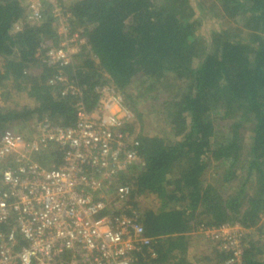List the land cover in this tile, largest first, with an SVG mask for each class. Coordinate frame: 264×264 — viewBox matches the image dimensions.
<instances>
[{
	"label": "trees",
	"instance_id": "obj_1",
	"mask_svg": "<svg viewBox=\"0 0 264 264\" xmlns=\"http://www.w3.org/2000/svg\"><path fill=\"white\" fill-rule=\"evenodd\" d=\"M69 10L88 44L65 72L80 98L57 94L55 71L39 59L55 39L50 14L26 24L19 0H0V95L20 98L0 107V137L43 120L73 127L77 103L94 108L108 83L132 115L123 131L144 163L118 181L156 252L139 264H199L189 251L198 227L233 223L259 237L241 264H264V0H73ZM49 149L35 159L58 167ZM149 196L156 206H141Z\"/></svg>",
	"mask_w": 264,
	"mask_h": 264
},
{
	"label": "built area",
	"instance_id": "obj_2",
	"mask_svg": "<svg viewBox=\"0 0 264 264\" xmlns=\"http://www.w3.org/2000/svg\"><path fill=\"white\" fill-rule=\"evenodd\" d=\"M19 2L26 24H41L46 13L53 19L55 39L39 57L55 71L49 85L62 96L82 97V88L65 75L88 47L73 27L72 0ZM98 93L90 110L77 103L73 127L43 120L30 133L6 130L0 137V264H139L142 255L156 258L128 187L118 183L120 175L144 165L135 136L123 131L132 115L114 86L107 83ZM51 147L62 163L48 168L35 158ZM196 233L228 256L225 264H241L248 237L257 231L233 223L199 226Z\"/></svg>",
	"mask_w": 264,
	"mask_h": 264
},
{
	"label": "rangeland",
	"instance_id": "obj_3",
	"mask_svg": "<svg viewBox=\"0 0 264 264\" xmlns=\"http://www.w3.org/2000/svg\"><path fill=\"white\" fill-rule=\"evenodd\" d=\"M73 1V0H72ZM221 25V21L218 20L216 17L215 19H213V23H208L206 25H204L203 27H207L206 31L204 32V36L207 38L209 36V31L210 29L212 28H218L220 27ZM53 43L51 40L47 41L46 44H51ZM16 91L15 90H11V94L13 95H17L15 94ZM20 98L18 96H13L12 98L10 99H7L6 96H2L0 95V107H8V106H13V103L15 101H19ZM149 121H151V119H149ZM149 121L147 122V124L149 123ZM146 124V125H147ZM152 129L151 126H145V131H150ZM51 166H54V164H51ZM141 206H146V205H150V206H156L155 205V202H154V198L152 196H149V197H146L145 199H141ZM200 236L202 237L203 239V243L205 244L206 248H208L209 250H213L214 249V244L212 241H210L209 239H206L203 235L200 234ZM253 239V240H258L259 237L257 235V233H254V234H251L249 237H248V242L250 241V239ZM214 251V250H213Z\"/></svg>",
	"mask_w": 264,
	"mask_h": 264
},
{
	"label": "crops",
	"instance_id": "obj_4",
	"mask_svg": "<svg viewBox=\"0 0 264 264\" xmlns=\"http://www.w3.org/2000/svg\"><path fill=\"white\" fill-rule=\"evenodd\" d=\"M213 250L206 248L200 234H193L189 251L190 256L198 260L199 264H219L220 260H216V255Z\"/></svg>",
	"mask_w": 264,
	"mask_h": 264
}]
</instances>
